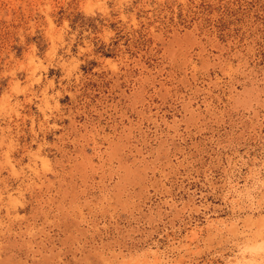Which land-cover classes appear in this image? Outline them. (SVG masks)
Returning <instances> with one entry per match:
<instances>
[{"label":"rangeland","instance_id":"1","mask_svg":"<svg viewBox=\"0 0 264 264\" xmlns=\"http://www.w3.org/2000/svg\"><path fill=\"white\" fill-rule=\"evenodd\" d=\"M0 264H264V0H0Z\"/></svg>","mask_w":264,"mask_h":264}]
</instances>
